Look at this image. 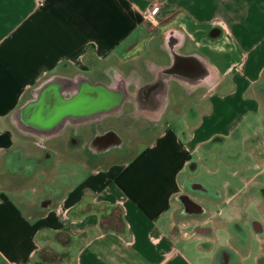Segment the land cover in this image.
<instances>
[{"label": "crops", "instance_id": "0c3cea01", "mask_svg": "<svg viewBox=\"0 0 264 264\" xmlns=\"http://www.w3.org/2000/svg\"><path fill=\"white\" fill-rule=\"evenodd\" d=\"M112 55L156 67L134 85L130 74L108 81L64 71ZM127 104L152 125L133 153L114 158L133 126ZM118 112L121 131L97 129L98 117ZM263 131L264 0H0V156L16 136L34 134L56 137L73 159L58 164L72 176L58 201L35 204V214L0 190V264H42L45 237L62 231L81 239L71 264H215L214 255L222 264L224 250L228 264H264ZM250 135L254 149L235 156L248 165H225L213 187L229 197L216 205L182 193L179 176L201 146L229 138L239 155ZM177 197L184 215L201 218L196 234L174 222ZM208 210L262 224L251 227L255 246L219 242L212 255L202 242L211 228L213 239L230 236Z\"/></svg>", "mask_w": 264, "mask_h": 264}, {"label": "rangeland", "instance_id": "374dc122", "mask_svg": "<svg viewBox=\"0 0 264 264\" xmlns=\"http://www.w3.org/2000/svg\"><path fill=\"white\" fill-rule=\"evenodd\" d=\"M146 20L149 19L146 17ZM151 60L152 59H150V62ZM88 61H90L93 66H83L77 71L70 68L68 69V66L65 65L64 71L69 74L75 72L77 74H87L91 76L92 79L108 81H113L111 76L112 73L119 77L120 75L129 77L128 74H130V80L125 81L128 82V85H134V83L141 81L144 76H148L149 71L156 67V64L147 62L146 60H144V62L140 60L139 62L135 60L124 62L116 57V55H112L107 59L89 56ZM128 108H130L129 104H127V107L123 109L122 112L125 114L128 113L133 126L128 127V131L130 132L128 134L126 133L123 140L124 143L121 145V151H118L119 155L114 158H123V156L133 153L140 145V142H137L139 139L138 135H144L146 137V133H144L143 130L147 131L150 125H152L151 120L146 118L143 119L135 110ZM120 113L118 112L116 113L117 115L114 114L107 119H98V117L96 120L97 129H102L106 125H112L115 129L121 131ZM261 134L263 135L264 131ZM37 138H39V143L36 142ZM260 145L261 142L258 143L257 150L261 153V151L264 150V145L259 148ZM254 146L255 143L252 135L241 138L239 143V155L234 148V144L230 143L229 138L217 137L201 146L199 155H194L192 161L184 168V172L179 176L181 189L183 190L182 193H187L199 203L208 201L206 202L207 204L217 205L222 201L224 195L229 197L232 191L231 189L222 191H220V189H214L213 191V187L219 186L222 182V178L225 176V165L229 166L232 163H238L242 166H247L249 158H235V156L238 157L240 154L243 155L244 152L251 151V149H254ZM66 148V145H64L62 141L58 142L56 137L53 136L42 137L38 135L35 136L34 134L16 136L14 147L0 156V190L5 189L16 199L21 200L26 209L32 214L39 212L35 204H38L41 208L54 205L58 201L63 188L72 177L71 174H69V176H67L68 174L65 175L64 170L60 169L58 166L59 163L73 160L63 155L64 153H70ZM61 156L62 158H60ZM257 161L262 163L264 161L263 156ZM217 166L220 170L214 171V169H211ZM198 182L205 186L207 185L209 189L207 190L205 187V190ZM261 193L264 194V190H262ZM241 194L242 201H244V199H247L249 191L245 190ZM227 200L231 202L232 198H227ZM174 202V213H172L174 222H189L187 228L190 231L188 232L196 234L198 232L196 228L200 226L202 222L201 218L192 219L189 218L188 215H184L187 213H185L184 205L178 197L174 198ZM210 210H212V208H210ZM210 210L207 211L209 217L214 219L219 218L218 220L220 223L217 225L222 223L223 226L226 227V230H228L230 236L228 240L219 241L213 239L216 231L215 228H211L212 233L209 234V237H211L202 240V242L204 244L206 243L205 245L211 248L212 255L220 248L219 242H223L226 247L225 249L228 250H231V248L245 249L253 245L254 237L252 236L253 225L251 220L248 223L245 221L242 223L241 219L240 221L239 219L236 221V219L232 217L222 219L219 215L216 217V214L212 213ZM245 219H247V217H245ZM209 223H211V221ZM258 226L261 228L262 224L258 222ZM208 230L210 232V229ZM45 238H48L47 242L36 255L37 258L41 259L42 264H71L74 249L81 239L70 240L69 234L66 231H62L59 234H47ZM53 239H59L61 244L57 247L50 245V241ZM260 243L261 246L264 247V240L260 239ZM224 251L225 253H222V259L224 260L222 264H228L229 253L227 250ZM41 254H43V256H41ZM217 256L218 255H214V258L212 256L210 259H214L215 264H220L217 262ZM231 264H233L232 260Z\"/></svg>", "mask_w": 264, "mask_h": 264}, {"label": "built area", "instance_id": "2783aa9c", "mask_svg": "<svg viewBox=\"0 0 264 264\" xmlns=\"http://www.w3.org/2000/svg\"><path fill=\"white\" fill-rule=\"evenodd\" d=\"M154 11H155L154 8H151V7H148V8H147V14H148V15H149V14H152ZM253 227H255V229H259V226H258V224H257L256 221L253 222Z\"/></svg>", "mask_w": 264, "mask_h": 264}]
</instances>
